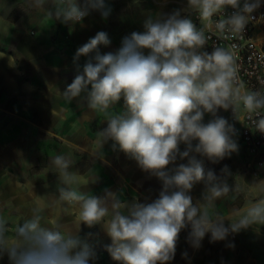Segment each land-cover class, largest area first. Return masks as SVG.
<instances>
[{
    "label": "clouds",
    "instance_id": "clouds-1",
    "mask_svg": "<svg viewBox=\"0 0 264 264\" xmlns=\"http://www.w3.org/2000/svg\"><path fill=\"white\" fill-rule=\"evenodd\" d=\"M261 4L262 0H243L242 7L241 0H186L185 7L171 13L149 15L144 31L125 36L115 52L101 53L100 46L111 43L104 31L78 47L73 57L76 75L62 94L69 102L79 98L88 109L106 115L107 126L98 132L97 148L90 155L103 159V147L112 141L113 151L134 160L143 172L159 179L162 188L150 203L129 204L108 190L103 197L90 195L72 187L80 174L70 171L74 164L70 155L58 154L50 160L58 176L56 192L47 197L51 208L76 209L78 230L73 233L59 221L42 226L44 215L33 209L10 235L8 221L0 216V259L6 255L9 264H90L96 254L78 235L83 224L89 229L103 226L111 239L106 250L118 264H166L174 258L181 230L189 225L188 240L196 249L208 233L210 242H215L242 229L264 226V199L234 210L229 217L209 211L218 198L238 188L228 185L227 166L217 176L206 171L196 155L218 163L238 152L236 130L217 115L220 109H231L236 119L242 106L255 131L264 135V90H250L240 79L236 46L206 50L211 39L207 32L214 28L227 39L228 33L244 31ZM44 5L45 0H34L37 9L64 24L80 23L90 11H98L104 19L111 13L105 0H85L83 7L77 0H53L49 9ZM228 7L236 11L212 20ZM193 13L203 26L198 28L189 18ZM82 56L87 60L81 69ZM121 100L123 111L109 114ZM206 113L212 117L207 123ZM181 144L186 146L183 151ZM178 158L187 163L177 166ZM97 180L95 174L90 177V183ZM201 182L204 203L194 204L189 193Z\"/></svg>",
    "mask_w": 264,
    "mask_h": 264
},
{
    "label": "crops",
    "instance_id": "crops-1",
    "mask_svg": "<svg viewBox=\"0 0 264 264\" xmlns=\"http://www.w3.org/2000/svg\"><path fill=\"white\" fill-rule=\"evenodd\" d=\"M105 2L111 8L107 19L98 11H90L82 22L64 24L37 9L34 0H0V216L8 221L10 235L16 224L30 218L33 209L41 210L44 215L42 226L59 221L73 233L78 230L76 209L51 208L47 197L56 192L58 176L50 160L58 154L71 156L74 164L70 171L80 174L72 187L84 193L103 197L108 190L129 204L133 200L150 203L158 198L161 181L143 172L123 152L113 151L112 141L104 145L103 159L90 155L97 148L98 132L107 126L106 115L88 109L86 102L79 98L65 100L62 92L76 75L73 63L76 50L97 32H106L111 41L107 47L100 46L101 53L115 52L125 36L144 31L143 23L149 15L171 13L173 9L185 7L186 0ZM52 3L53 0H45L44 9L51 8ZM77 3L83 7L85 0ZM86 60L87 57H80L81 69ZM122 111L121 100L108 113L115 115ZM217 115L228 120L223 109ZM210 119L211 115L206 113L204 122ZM233 139L238 144V152L226 157L231 173L226 178L234 177L249 184L246 183L248 188L244 191L229 193L230 198L234 195L238 199L235 206H228L224 196L214 202V210L209 209L225 217L234 210L245 209L256 202L255 198L264 199V189H261L264 179H260L264 170L259 178L253 177L245 168L248 162L245 149L235 136ZM196 155L203 160L206 171L223 175L224 159L212 163ZM181 163H187V159ZM234 168H244L245 172L238 174ZM93 174L98 180L90 183ZM189 195L194 204L204 203L205 185L202 182L194 185ZM124 211L126 214L127 209ZM228 223L225 220L226 226ZM190 231V225L181 230L174 258L166 264H264V226L242 229L223 241L210 242L208 233L198 249L188 240ZM78 235L96 254L90 264H118L106 250L111 239L102 225L89 229L82 224ZM229 244L234 247H228ZM0 264H9L6 255Z\"/></svg>",
    "mask_w": 264,
    "mask_h": 264
},
{
    "label": "built area",
    "instance_id": "built-area-1",
    "mask_svg": "<svg viewBox=\"0 0 264 264\" xmlns=\"http://www.w3.org/2000/svg\"><path fill=\"white\" fill-rule=\"evenodd\" d=\"M242 5L243 0H241V7ZM234 11L236 10L228 7L224 14L214 15L212 20L215 22L224 17L227 18ZM251 15L254 19L249 21L244 31L238 34L228 33L226 34L227 39L221 37L214 28L211 32H207L206 35H210L211 39L208 40L206 50L211 52L212 48L217 45L226 48L235 45L234 51L239 65L240 79L250 90H264V84H262L264 81V0H262L261 7ZM189 18L198 28L203 26L197 13H193ZM224 112L227 114L229 123L236 130L237 135L235 137L245 149L248 158L245 165L246 170L253 177L259 178L264 170V135L255 131V126L248 119L242 106L237 113V120L234 118L231 109L224 110Z\"/></svg>",
    "mask_w": 264,
    "mask_h": 264
},
{
    "label": "rangeland",
    "instance_id": "rangeland-1",
    "mask_svg": "<svg viewBox=\"0 0 264 264\" xmlns=\"http://www.w3.org/2000/svg\"><path fill=\"white\" fill-rule=\"evenodd\" d=\"M185 145H183V144H181L180 145V149H182V150H185ZM227 160V158H224V164H223V168L225 167V166H229L230 164H229V161H226ZM177 162H180L181 163V160L178 158L177 159ZM235 169V168H234ZM244 170V168H241V170H234V171H236V173H238V174H244V172H245V170ZM234 173V172H233ZM227 179V178H226ZM260 179H264V176L263 177H261ZM259 179V180H260ZM258 180V179H257ZM251 182V181H250ZM258 181H254V182H252V183H257ZM227 183H228V185L230 186V187H234L235 185L237 186V188H238V190H236V191H244L246 188H248L247 186H246V183L247 184H249V182H244V181H241V180H237V178H231V180H229V179H227ZM252 183H250V184H252ZM253 185V184H252ZM256 187H257V185H255ZM261 188V187H260ZM261 189H264V187H262ZM236 191H233L232 193H234V192H236ZM236 195V194H235ZM233 197L232 198H230L229 197V194L228 195H226L225 196V198H227L228 200V206L229 205H233V206H235L236 204H237V201H238V199H236V198H234V195H232ZM255 200L257 201L258 199L257 198H255ZM179 264H182V263H179Z\"/></svg>",
    "mask_w": 264,
    "mask_h": 264
}]
</instances>
